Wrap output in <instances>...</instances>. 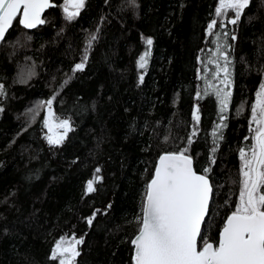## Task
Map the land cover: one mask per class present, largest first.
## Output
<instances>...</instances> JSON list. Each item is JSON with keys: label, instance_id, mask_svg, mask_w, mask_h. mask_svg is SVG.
<instances>
[{"label": "trees", "instance_id": "obj_1", "mask_svg": "<svg viewBox=\"0 0 264 264\" xmlns=\"http://www.w3.org/2000/svg\"><path fill=\"white\" fill-rule=\"evenodd\" d=\"M52 1L44 25L30 31L16 20L0 46V264H59L51 257L63 236L83 241L74 264H133L136 218L157 160L184 148L196 171L211 169L203 231L217 244L239 203L240 149L254 144L264 0H251L237 24L218 22L211 31L219 0H85L71 20L64 0ZM92 35L85 67L73 73ZM147 38L153 44L141 69ZM223 45H230L224 51L233 97L221 113L214 89L224 87V73H214L224 65ZM54 95L55 115L71 125L55 146L47 142L44 115L32 119L34 102ZM221 115L226 126L214 136Z\"/></svg>", "mask_w": 264, "mask_h": 264}, {"label": "snow or ice", "instance_id": "obj_2", "mask_svg": "<svg viewBox=\"0 0 264 264\" xmlns=\"http://www.w3.org/2000/svg\"><path fill=\"white\" fill-rule=\"evenodd\" d=\"M132 3H135V0H132ZM250 3L251 0H219L215 12L217 16H222L227 11H232L234 14L228 23L237 24ZM51 6V0H0V41L4 40L18 14L21 17L19 23L27 29H33L45 23L41 13ZM83 6L84 0H65L66 18L71 20L78 16ZM216 25L217 21L213 20L208 25L209 31ZM223 36L227 39L228 33H223ZM96 39L97 37L92 35L87 41L83 60L75 64L73 73L84 69L88 59L87 50ZM231 39L235 40V35ZM145 43L149 50L139 57L141 69L146 68L153 41L147 38ZM229 46H218L224 65L217 67L216 75L224 73V78L220 81L224 87L215 88L214 93L219 100L221 113L227 110L232 96L229 90L232 83L230 61L228 53L224 51V48ZM143 79L141 75V83ZM67 82L64 81L65 84ZM5 94L4 86L0 84V96ZM197 95L199 96V93ZM54 99L55 95L46 102H41V106L48 109V115L43 122L44 127L48 129L46 139L48 144L53 146L62 144L71 130L70 121L67 119L54 122ZM2 111L3 108H0V112ZM251 115V122L256 125L253 137L255 143L248 152L240 149L243 179L239 203L235 211L226 217L217 244L210 242L203 231L213 192L208 177L211 169L205 168L203 174H198L193 168V158L187 154V148L164 152L159 156L154 174L146 186L141 215L136 218L140 226L138 234L131 241L135 246L134 264H264V83L256 93ZM193 118L198 124L199 108L193 113ZM220 120L221 123L213 132L214 136L221 127L226 126L223 123V115ZM61 129L62 131H59ZM195 135L194 128L188 137L189 144ZM211 151L215 153L216 147ZM211 163H215L214 158ZM99 172L100 169L97 168L96 173ZM99 179L101 177L97 175L87 182L88 193L95 191L94 182ZM95 215L94 212L93 216L88 218L89 225L93 223ZM198 241H203L202 246L198 247ZM82 242L76 240V244ZM77 255L78 251L70 242L68 246H64L63 241H58L51 258H59V264H73Z\"/></svg>", "mask_w": 264, "mask_h": 264}, {"label": "rangeland", "instance_id": "obj_3", "mask_svg": "<svg viewBox=\"0 0 264 264\" xmlns=\"http://www.w3.org/2000/svg\"><path fill=\"white\" fill-rule=\"evenodd\" d=\"M84 2H85V0H84ZM218 6H219V2H218ZM217 6V7H218ZM64 7H65V0L63 1V3H62V5H61V8H62V10H63V12H64ZM71 10V9H70ZM81 10V9H80ZM64 14H65V12H64ZM233 12L232 11H227L224 15H222V16H217V15H215V18L213 19V20H216L217 21V23L218 22H222V23H227L231 18H232V16H233ZM66 15V14H65ZM212 20V21H213ZM211 21V22H212ZM210 22V23H211ZM214 74H216V73H214ZM263 83H264V80H263ZM218 85V84H217ZM42 101H44V102H46L47 100H37V101H35L34 102V113H32V119H34L35 117H38L40 114H43L44 115V118H46L47 117V115H48V109H47V107L46 106H41V102ZM53 103H54V100H53ZM31 110V109H30ZM52 111H53V113H54V109H53V104H52ZM55 114V113H54ZM63 118H60V117H58L57 115H55V120H54V122L55 123H58L59 122V120H62ZM45 120V119H44ZM255 127H256V125H255ZM255 129V128H254ZM59 131H62V129L61 130H59ZM253 132H254V130H253ZM48 134V129L46 128L45 129V136ZM254 134L255 133H253V137H254ZM254 143H255V140H254ZM76 240H79V239H77V238H75L74 236H63L62 238H60L59 239V241H63L64 242V246H68L69 245V242L71 243V245L72 246H74L75 248H76V250L79 248V245H80V243L79 244H76ZM56 247V246H55ZM76 257L77 256H75V258H74V260H73V264L75 263V260H76ZM57 260H58V262H59V258H57Z\"/></svg>", "mask_w": 264, "mask_h": 264}, {"label": "water", "instance_id": "obj_4", "mask_svg": "<svg viewBox=\"0 0 264 264\" xmlns=\"http://www.w3.org/2000/svg\"><path fill=\"white\" fill-rule=\"evenodd\" d=\"M51 4L53 5V6H51V7L56 6V3H54L52 0H51ZM51 7L45 8L44 11L41 13V18H42L44 21H45V18H44L45 13H46V11H47L48 9H50ZM17 18H19V19L21 18L19 14H18V17H17ZM14 21H15V20H14ZM14 21H13V23H14ZM13 23H12L11 27L9 28V30L12 28ZM44 24H45V23L40 24V25H37V26H36L35 28H33V29H27V28H26V29L31 31V30H34V29H36V28H38V27H40V26H42V25H44ZM22 26H23V25H22ZM23 27H24V26H23ZM9 30H8V32H9ZM8 32L6 33V35L8 34ZM5 38H6V36H5ZM5 38H4V39H5ZM3 41H4V40H3ZM3 41H0V46H1V44H2ZM191 157H192V156H191ZM192 158H193V157H192ZM158 159H159V158H158ZM157 163H158V160H157ZM157 163H156V164H157ZM193 168H194V170L196 171V169H195L194 159H193ZM197 173H198V174H203V173H200V172H198V171H197ZM208 177H209V176H208ZM209 181H210V183H211V185H212V182H211V179H210V178H209ZM212 188H213V185H212ZM212 194H213V192H212ZM211 200H212V196H211V199H210V204H211ZM137 234H138V233H137ZM137 234H136V235H137ZM136 235H135V236H136ZM134 238H135V237H134ZM134 238H133V239H134ZM213 244H214V243H213ZM214 245H216V244H214ZM134 247H135V246L133 245V256H134ZM198 247H199V241H198ZM133 264H134V262H133Z\"/></svg>", "mask_w": 264, "mask_h": 264}, {"label": "bare ground", "instance_id": "obj_5", "mask_svg": "<svg viewBox=\"0 0 264 264\" xmlns=\"http://www.w3.org/2000/svg\"><path fill=\"white\" fill-rule=\"evenodd\" d=\"M229 90L231 91V93L233 92V90H232V87H231V86L229 87ZM232 97H233V95H232ZM231 100H232V98H230V103H231ZM255 101H256V98H255ZM230 103H229V104H230ZM54 249H55V248H54Z\"/></svg>", "mask_w": 264, "mask_h": 264}]
</instances>
